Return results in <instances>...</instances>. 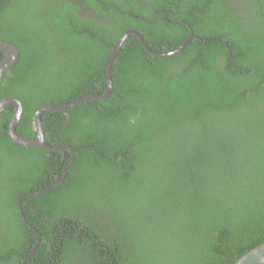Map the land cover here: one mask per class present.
<instances>
[{
    "label": "trees",
    "instance_id": "1",
    "mask_svg": "<svg viewBox=\"0 0 264 264\" xmlns=\"http://www.w3.org/2000/svg\"><path fill=\"white\" fill-rule=\"evenodd\" d=\"M81 3L0 0V41L19 50L0 97L19 68L29 89L14 95L20 135L32 136L20 130L31 98L49 96L38 108L104 93L127 29L158 52L189 36L186 23L198 38L157 56L129 35L106 99L42 114L48 144L74 158L56 188L21 197L39 238L18 198L52 186L69 153L19 146L0 130V264H232L264 241V0ZM58 56L70 74L52 84L39 68Z\"/></svg>",
    "mask_w": 264,
    "mask_h": 264
},
{
    "label": "water",
    "instance_id": "2",
    "mask_svg": "<svg viewBox=\"0 0 264 264\" xmlns=\"http://www.w3.org/2000/svg\"><path fill=\"white\" fill-rule=\"evenodd\" d=\"M131 34H134L135 36H137L140 43L142 44V46L144 47V49L147 52H149L152 55H159V56H167V55H172L176 52H179L191 40L190 38H188L186 41H184L183 44H181L174 51L162 53V52H156V51L151 50L147 46V44L145 43L144 39L136 31H134V30L126 31L121 36V38L117 42V44L115 46H113L111 53L108 57L107 67H106V80H107L106 91L102 94L84 96L82 98L76 99L73 102L65 104V105H60V106L48 105V106H43V107L39 108L35 113V121H36V125L38 127L36 138L23 137V136L17 134L15 131L16 126H17V124L20 120V117H21V105L19 104V102L17 100H14V99L1 100L0 101V114L9 104H14L16 106V110H15L14 114L12 115V117L9 121V126H8V136L11 138V140L13 142L23 146V147H28V148H39V147H41V148H44V149L49 150V151L60 150V148H58V147H53V146H50V145H47L44 143V134L41 130V124H40L41 114L43 112L49 111V110H56V111L69 110L71 108H74V107H76L82 103L88 102V101H101V100L106 99L112 92V64H113V60H114L115 55L118 52L119 48L123 45L126 38ZM0 52L3 54V58L0 61V79H1L2 75L18 60L19 50L13 44L0 41ZM66 150L69 151L71 154V161L69 163V168H70V165H72L71 163L73 162L74 154H73L72 148L69 147V148H66ZM63 178H65V177H63ZM61 181H63V179H61ZM60 182L58 181L56 184H54L48 188H45L43 190L27 192V193L21 195L18 199L19 205H20V200H21L22 196H34V195L44 194V193L50 191L54 186H56ZM21 216L23 218L24 223L26 225H28L31 229L36 231L31 225H29L28 221L26 220V218L24 217L22 212H21ZM36 234L38 235V238H39L40 235L38 234L37 231H36ZM232 264H264V241L261 244L257 245L256 247L252 248L250 251H248L244 255H242L240 258H238Z\"/></svg>",
    "mask_w": 264,
    "mask_h": 264
},
{
    "label": "flooded vegetation",
    "instance_id": "3",
    "mask_svg": "<svg viewBox=\"0 0 264 264\" xmlns=\"http://www.w3.org/2000/svg\"><path fill=\"white\" fill-rule=\"evenodd\" d=\"M81 1L82 0H73V2H76V3H81ZM148 2H149V0H126V5H129V4H135V3H137L138 5H140L141 7L143 6L146 10H148ZM82 4V3H81ZM80 4V5H81ZM83 13H85V15H83V16H85V18H91V19H94V20H97V16L95 17V12L94 11H90V10H85V11H83ZM133 18V17H132ZM134 19V18H133ZM135 20V19H134ZM186 25H187V27H188V32H189V36L184 40V41H186L188 38H190L191 40L192 39H196V38H198L195 34H194V32H193V30H192V28H191V26L189 25V23H186ZM128 30H134V31H136L135 29H127L126 31H128ZM125 31V32H126ZM124 32V33H125ZM142 38H143V36L138 32V31H136ZM131 35H134V34H131ZM135 36V35H134ZM136 37V40H137V42L138 43H140V41H139V39L137 38V36H135ZM144 39V38H143ZM190 40V41H191ZM144 41H145V39H144ZM184 41L181 43V44H183L184 43ZM145 43H146V41H145ZM141 44V43H140ZM147 44V46H148V43H146ZM181 44H179L178 46H176L174 49H172V50H167V51H164V52H169V51H174L175 49H177ZM189 44V43H188ZM187 44V45H188ZM186 45V46H187ZM141 46H142V44H141ZM185 46V47H186ZM143 47V46H142ZM149 47V46H148ZM184 47V48H185ZM144 48V47H143ZM150 48V47H149ZM183 48V49H184ZM151 49V48H150ZM182 49V50H183ZM145 50V49H144ZM152 50V49H151ZM146 51V50H145ZM153 51H155V50H153ZM181 51V50H180ZM179 51V52H180ZM147 52V51H146ZM156 52H158V51H156ZM164 52H162V53H164ZM111 53V52H110ZM147 53H149V52H147ZM176 53H178V52H176ZM150 54V53H149ZM175 54V53H174ZM174 54H172V55H174ZM30 55V54H29ZM152 55V54H151ZM157 56H159V55H157ZM170 56V55H169ZM3 58V57H2ZM45 62V63H44ZM58 62H59V60H57V61H54V60H49L48 58H45V59H43L42 61H41V67L39 68V72L40 73H42L41 75L42 76H44V77H47V76H50L49 77V79L47 80V82L49 81V82H51L52 84H60L61 82H65V80L67 79V77L69 76V74H70V72H64L63 70H58V66H57V64H58ZM16 63V62H15ZM14 63V64H15ZM13 64V65H14ZM12 65V66H13ZM106 67H107V65H106ZM50 69H52V70H50ZM9 70V69H8ZM7 70V71H8ZM6 71V72H7ZM5 74V73H4ZM3 74V75H4ZM22 73H21V71H20V68L19 69H17V70H15V71H13V72H10V74H8L9 76H10V78H11V80L13 81V85H12V83H11V81L10 82H8L5 86H4V89H3V92H4V94H7V95H5V96H2V97H0V101L1 100H4V99H14V100H17L18 102H19V104L21 105V117H20V120H19V122H18V124H17V126H16V129H15V131H16V133L18 134V132H17V127H18V125H19V123L22 121V118H23V113H24V108H23V105H22V103H21V100L17 97V96H14L15 94H16V92H15V90H18V92H20L21 94H22V92L23 91H25L26 92V94L29 92V89H27L26 87H23V86H21V84L19 83V81H18V78L20 77V75H21ZM2 75V76H3ZM2 78V77H1ZM1 80V79H0ZM105 82H106V88H107V80H106V69H105ZM112 85H113V82H112ZM15 86H20V87H18V89H17V87H15ZM104 86H105V83H104ZM105 91H106V89H105ZM12 92V95H10V94H8V93H11ZM94 95H96V94H94ZM27 97H31V96H27ZM26 97V98H27ZM49 98V96L48 95H45V94H43V97H40L39 99H38V101H36L34 98H31V99H29L28 101H27V107H28V109H30V110H33L34 109V114H33V118H32V120H30L29 121V124H28V121H26L25 122V124H22L23 125V128L22 127H20V130H27V129H29L30 130V132H31V134H32V136H30L29 138H36L37 137V125H36V121H35V113H36V111L39 109V108H41V107H43V106H48V105H50V106H60V105H58V104H54V105H52V104H46V105H41L40 107H38L37 108V105L39 104V103H41V101H43V100H47ZM73 102V101H72ZM71 103V102H70ZM62 105V104H61ZM36 108V109H35ZM5 110H8V112H9V118L7 119V126H6V128L5 127H2L0 130L3 132H5V134L8 136V126H9V121H10V119H11V117H12V115L14 114V112H15V110H16V106L14 105V104H9L3 111H2V113L0 114V116L3 114V112L5 111ZM53 111H56V110H49V111H45V112H53ZM60 111H67V110H60ZM44 113V112H43ZM42 113V114H43ZM42 114H41V116H42ZM68 116L69 115H65V117L66 118H68ZM52 117V118H51ZM48 119H50V120H53L54 121V119H53V116H48L47 118H46V120H47V122H48ZM40 124H41V130H42V132H43V134H44V143L45 144H47V145H49L48 144V142H47V140L48 139H46V134H45V131H44V125H43V121H42V117H40ZM53 126H54V122H53ZM48 133V132H47ZM55 133V132H54ZM20 135V134H19ZM21 136H23V135H21ZM9 137V136H8ZM23 137H27V136H23ZM10 138V137H9ZM11 139V138H10ZM12 141V140H11ZM13 142V141H12ZM15 143V142H14ZM15 144H17V143H15ZM17 145H19V144H17ZM19 146H21V145H19ZM23 147V146H22ZM53 147H58V148H60V150H52L51 152H68L69 153V160H68V163H67V166H66V169H65V171L63 172V174H62V176L58 179V180H56L52 185H54V184H56L58 181L60 182L61 181V179H63V181H61L60 183H62V182H64V179L65 178H63V177H66L65 175H67L66 173H68L69 172V170H70V168H71V165H70V168H69V163H70V161H71V154H70V152L69 151H67L66 150V148H72L71 146H66V145H64V146H53ZM26 148H28V147H26ZM39 148H41V147H39ZM44 149V148H43ZM46 150V149H45ZM47 151H49V150H47ZM72 164V163H71ZM60 183H58L56 186H54L52 189H54V188H56L58 185H60ZM51 189V190H52ZM19 199V198H18ZM21 203V202H20ZM18 208H19V213H20V215H21V207H20V205H19V203H18ZM22 217V216H21ZM22 220H23V218H22ZM24 222V221H23ZM38 242V241H37Z\"/></svg>",
    "mask_w": 264,
    "mask_h": 264
},
{
    "label": "rangeland",
    "instance_id": "4",
    "mask_svg": "<svg viewBox=\"0 0 264 264\" xmlns=\"http://www.w3.org/2000/svg\"><path fill=\"white\" fill-rule=\"evenodd\" d=\"M51 60H54V61H57V60H61L62 58H61V56H58V57H54V58H50Z\"/></svg>",
    "mask_w": 264,
    "mask_h": 264
}]
</instances>
